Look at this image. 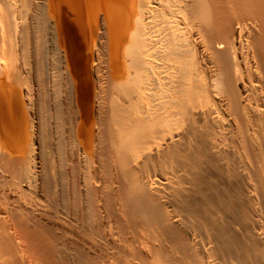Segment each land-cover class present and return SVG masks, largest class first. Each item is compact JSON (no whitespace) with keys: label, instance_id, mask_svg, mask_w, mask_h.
I'll list each match as a JSON object with an SVG mask.
<instances>
[{"label":"bare ground","instance_id":"1","mask_svg":"<svg viewBox=\"0 0 264 264\" xmlns=\"http://www.w3.org/2000/svg\"><path fill=\"white\" fill-rule=\"evenodd\" d=\"M41 3L0 2L11 144L0 142V264H78L67 246L100 264H264V0H53L30 36ZM87 20L89 71L75 50ZM40 33L52 38L51 73ZM28 57L37 86L50 85L53 127L66 124L64 141L52 134L50 177L36 161L50 130L21 87ZM16 89L30 117L24 150L9 133L20 130ZM36 197L51 199V215Z\"/></svg>","mask_w":264,"mask_h":264},{"label":"rangeland","instance_id":"2","mask_svg":"<svg viewBox=\"0 0 264 264\" xmlns=\"http://www.w3.org/2000/svg\"><path fill=\"white\" fill-rule=\"evenodd\" d=\"M3 0H0V2H2ZM52 1L53 0H42V3L40 4V5H38V7H37V11L36 12H31L32 13V15H31V13H30V15H27L26 17H28L27 18V21H28V19L29 20H32V22L34 23L33 25H32V27H31V25L29 24V23H32L31 21L29 22H27L26 21V24L28 23L29 24V26H30V31L28 30V34L30 35V36H33V34H35L36 33V28H35V30H31L32 28H34L35 27V25H36V23L37 22H40L41 20H43V17H47V15H46V13H47V10H48V13L47 14H49V9L51 8V6H52ZM41 6H42V8H41ZM39 7H40V10H39ZM42 9H43V12H42ZM45 11H46V13H45ZM40 13H43V14H40ZM33 14H34V16H33ZM33 16V17H32ZM35 16H38V18L37 17H35ZM41 16V17H40ZM43 16V17H42ZM34 18V19H33ZM41 18V19H40ZM39 21H38V20ZM50 22V24H52V21L50 20L49 21ZM1 23V22H0ZM90 24H91V26H90ZM93 23H89L88 22V20L86 21V28H85V30L82 28V27H79V28H77V33H76V48H75V50L80 46V52L79 53H86V64H87V68H88V71L90 70L89 68H90V63H88V62H90V54H91V36H90V28L93 26L92 25ZM1 25V24H0ZM39 25H41V22L39 23ZM83 30L86 32V35H87V47L85 46V44L83 43V40H82V35L83 34H81V33H83ZM52 31H53V29H52ZM33 33V34H31V33ZM0 33H1V26H0ZM53 33V32H52ZM40 35H41V33H40ZM1 36V35H0ZM43 36V37H42ZM41 37L42 38H44L43 40H44V43H45V41L47 40L45 37H44V35L42 34L41 35ZM31 38V37H30ZM51 38V37H50ZM46 39V40H45ZM52 39V38H51ZM51 39H49V42H46L44 45H46V49H45V51L47 50V53L45 54V55H47L46 56V62L44 63V69H45V71H49V72H46V73H51L52 72V66H51V56H52V54L50 53L51 52V46H52V40ZM48 41V40H47ZM50 45V46H49ZM28 48H29V46H28ZM30 49V48H29ZM29 54V53H28ZM28 54H26L25 55V57H27V55ZM50 54V55H49ZM28 56H30V54L28 55ZM48 57H49V60H48ZM80 57H78V59H79ZM27 61L28 62H30L29 64H31L32 66H29V64H28V69H27V66H26V72L28 73L29 72V76H24V75H26V74H22V79H21V81H24V82H21V84H22V88H24V86H28L27 88H29V87H32V88H30V90H33L32 91V96L31 97H33L32 98V102L34 103V102H36V103H34V110H33V112L35 113V115H34V117H38V116H43V117H41V118H43V119H45V120H43L44 121V123H45V126L47 127V125H48V130H50L48 133L46 132L45 134V136L47 137V135H48V137L47 138H45V143H44V145L42 144V148L40 149L39 147L37 148L38 150H36V152L38 153L37 154V157L38 158H36V161H38V162H41L42 161V159L44 160L43 162L45 163L44 165H46V167H47V169L48 170H46L47 172L46 173H48L47 175L50 177V172H51V168L49 169V167H51V166H49V165H51V163L53 162V160H54V158H55V155H56V157H57V155L58 154H56L55 153V149H54V147H55V141H56V138H58V137H60L63 141L65 140V126H66V124L63 126L62 125V127H63V131H62V127H61V133H64V135H63V137L64 138H62V136H58V135H62V134H59L60 132H59V127L57 128L58 130H56L54 127H53V125H56V124H52V122L53 121H55V116H54V114H53V103H52V96H51V92H50V85L49 84H45L43 87H38L37 85H38V81L36 80L37 79V77L35 76V72H34V70H32V69H34V67H33V58L32 57H28L27 58ZM32 61V62H31ZM50 62V63H49ZM48 64V65H47ZM47 65V66H46ZM51 67H50V66ZM48 66H49V68H51V70L48 68ZM33 67V68H32ZM31 69V70H30ZM31 71V72H30ZM51 71V72H50ZM32 74V75H31ZM49 75H51V74H48V77H49ZM32 76V77H31ZM23 77H25V78H23ZM27 77V78H26ZM32 78V79H31ZM28 80V81H27ZM27 81V82H26ZM33 81V82H32ZM26 82V83H25ZM32 82V83H31ZM88 82H89V87H91L92 85H91V83H92V79H91V76H90V74L88 75ZM25 83V84H24ZM20 84V85H21ZM27 84V85H26ZM24 85V86H23ZM47 85V86H46ZM42 91H41V90ZM46 89H48L47 91H44V90H46ZM36 90V91H35ZM16 92H15V94H16V102H17V105L16 106H18V112H19V115H20V122H19V128H20V130L19 131H16V132H13L12 133V131H10L9 133H10V135H11V139L10 140H16V143H15V145H17L16 147H21V149H25L26 147H27V145H30L29 143V137H30V134H28V133H30V131H29V123H30V117H29V115L26 113V106H25V104H23L24 103V97H23V95H21V93L18 91V89H16L15 90ZM41 91V92H40ZM44 92H47V93H44ZM48 92H49V95H48ZM42 93H43V95L45 96V95H48L47 97L45 96L44 98H43V95H42ZM21 95V96H20ZM38 95V96H37ZM42 97H41V96ZM40 96V97H39ZM22 97H23V100H22ZM48 97H50V98H48ZM41 98H42V102H44V103H42L41 104ZM39 102H38V101ZM47 101V102H46ZM32 103V104H33ZM49 104H51V105H49ZM38 105H41L40 107H41V110L39 109V108H36V107H39ZM45 105V106H44ZM48 106H50V107H48ZM23 107H25V108H23ZM37 110H36V109ZM45 108H46V110L48 111H46L45 110ZM47 108H49V109H47ZM52 108V109H51ZM43 109V110H42ZM35 110H36V112H35ZM45 110V111H44ZM41 111H43V112H41ZM52 111V112H51ZM38 112H40V114L38 113ZM46 112V113H45ZM36 113H38V114H36ZM42 113V114H41ZM44 113V114H43ZM48 113V114H47ZM51 116H50V115ZM53 114V115H52ZM45 116V117H44ZM50 116V117H49ZM28 118H29V120H28ZM48 118H50V119H48ZM53 119V120H52ZM64 119V118H63ZM47 120H48V122H47ZM51 121V122H50ZM28 123V124H27ZM49 123H50V126H49ZM54 123V122H53ZM47 124V125H46ZM52 124V125H51ZM59 124V123H58ZM52 127V128H51ZM55 131V133H53V132ZM58 131V132H57ZM51 132V133H50ZM58 133V134H57ZM7 134H8V131H7ZM55 135L56 136V138H55V136H54V138H53V135ZM3 135V136H2ZM28 137H27V136ZM2 136V137H1ZM50 136H51V138H50ZM58 136V137H57ZM20 137V138H19ZM24 138V139H23ZM26 138V139H25ZM59 138V139H60ZM49 139V140H48ZM3 140V142H4V144H6L7 146L8 145H11L10 144V142H8L7 141V139L5 138V134H1L0 133V142ZM20 141V142H19ZM49 141V142H48ZM51 142V143H50ZM53 142V143H52ZM2 143V142H1ZM9 143V144H8ZM48 143V144H47ZM47 144V145H46ZM52 144V145H51ZM34 146H37V143L36 144H34ZM44 146H46V148L44 147ZM50 147H53V148H50ZM16 149V148H15ZM45 149V150H44ZM52 149V150H51ZM41 150H42V153H39V151L41 152ZM64 150V151H63ZM62 150V153H61V156L63 155V156H65V149H63ZM49 153H48V152ZM46 153V155H45V153ZM50 153H51V155H50ZM43 154V155H42ZM48 154V155H47ZM39 155V156H38ZM51 157H50V156ZM41 156V157H40ZM42 156H45V157H47L46 159H45V157H43L42 158ZM50 158V160H49V158ZM41 158V159H40ZM53 158V160H51ZM41 160V161H40ZM46 160V161H45ZM48 160L50 161V162H48ZM47 163V164H46ZM56 162H53L52 163V166L55 164ZM41 194V193H40ZM42 195V194H41ZM47 200H49L48 201V203L47 202H45V201H41V200H39V198L38 197H36L35 198V200L38 202V204H37V206H38V208H40L41 209V207H42V209H46V208H48L49 209V211H50V213H49V215H51V208L50 207H52V208H54V205H53V203H52V201H51V199L50 198H46ZM248 202V203H247ZM245 203L246 204H249L246 208H245V210H246V214H245V223H246V231L248 232L247 234H250L251 235V229H252V225H253V222H252V219H251V216H252V204H251V202L247 199V201H245ZM52 206H51V205ZM62 205V207H63V201H61V203H59L58 204V208H55L56 209V211L58 210L59 212H63V210H64V208L63 209H61V205ZM50 205V206H49ZM246 206V205H245ZM60 208V209H59ZM62 210V211H61ZM57 211V212H58ZM58 212V213H59ZM65 212V211H64ZM63 212V213H64ZM248 212V213H247ZM250 214H251V216H250ZM249 219V220H248ZM246 220H247V222H246ZM249 222H250V224H249ZM248 226V227H247ZM250 226H251V228H250ZM247 236H249V235H247ZM63 248V247H62ZM59 249H60V252H61V254L63 255V256H65L66 258H64V259H66V260H68L67 258L69 257L72 261H74V260H76L77 261V263L78 264H86L85 263V259H84V257H83V254H81V251H84V252H86V253H88V255L89 256H91V258L89 259L92 263H94V264H100L99 262H100V260H99V258L95 255V254H93L90 250H88L87 248H83V249H80V248H77V250L74 248L73 249V247L71 248V247H68L67 246V248H63V249H61L60 247H59ZM81 256V257H80ZM82 258V259H81ZM62 260L61 262H65V260ZM70 260V261H71ZM78 260H79V262H78Z\"/></svg>","mask_w":264,"mask_h":264}]
</instances>
